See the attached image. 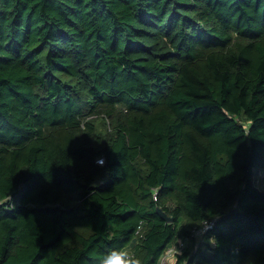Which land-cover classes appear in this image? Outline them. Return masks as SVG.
I'll return each mask as SVG.
<instances>
[{"label":"trees","instance_id":"obj_1","mask_svg":"<svg viewBox=\"0 0 264 264\" xmlns=\"http://www.w3.org/2000/svg\"><path fill=\"white\" fill-rule=\"evenodd\" d=\"M258 170L264 0H0V264H264Z\"/></svg>","mask_w":264,"mask_h":264},{"label":"built area","instance_id":"obj_2","mask_svg":"<svg viewBox=\"0 0 264 264\" xmlns=\"http://www.w3.org/2000/svg\"><path fill=\"white\" fill-rule=\"evenodd\" d=\"M157 189L154 191V199H157ZM209 223H206L205 227H195L193 229V234H201V232L208 226ZM187 244L186 240H180L178 243H174L168 247L165 254L161 258V264H173L172 258L175 256V254L179 251H181Z\"/></svg>","mask_w":264,"mask_h":264},{"label":"clouds","instance_id":"obj_3","mask_svg":"<svg viewBox=\"0 0 264 264\" xmlns=\"http://www.w3.org/2000/svg\"><path fill=\"white\" fill-rule=\"evenodd\" d=\"M215 243V239L212 238ZM179 251V250H178ZM101 264H141L139 258L127 257L126 253H120L118 250H112L105 254Z\"/></svg>","mask_w":264,"mask_h":264},{"label":"rangeland","instance_id":"obj_4","mask_svg":"<svg viewBox=\"0 0 264 264\" xmlns=\"http://www.w3.org/2000/svg\"><path fill=\"white\" fill-rule=\"evenodd\" d=\"M252 182L259 188H264V170H258L253 173ZM253 264V263H252Z\"/></svg>","mask_w":264,"mask_h":264},{"label":"water","instance_id":"obj_5","mask_svg":"<svg viewBox=\"0 0 264 264\" xmlns=\"http://www.w3.org/2000/svg\"><path fill=\"white\" fill-rule=\"evenodd\" d=\"M157 211L160 213V215H161L164 219H166V220H168V221H173V220H174V218H173L172 216L168 215V213H167L165 210H163L162 207L158 206V207H157Z\"/></svg>","mask_w":264,"mask_h":264},{"label":"crops","instance_id":"obj_6","mask_svg":"<svg viewBox=\"0 0 264 264\" xmlns=\"http://www.w3.org/2000/svg\"><path fill=\"white\" fill-rule=\"evenodd\" d=\"M171 260H172V262H174V259L173 258Z\"/></svg>","mask_w":264,"mask_h":264}]
</instances>
